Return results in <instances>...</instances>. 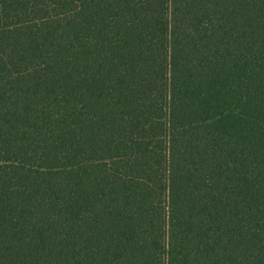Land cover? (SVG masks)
<instances>
[{
    "label": "trees",
    "instance_id": "1",
    "mask_svg": "<svg viewBox=\"0 0 264 264\" xmlns=\"http://www.w3.org/2000/svg\"><path fill=\"white\" fill-rule=\"evenodd\" d=\"M0 264H264V0H0Z\"/></svg>",
    "mask_w": 264,
    "mask_h": 264
}]
</instances>
